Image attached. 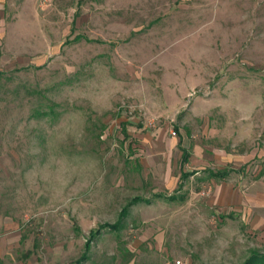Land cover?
Returning a JSON list of instances; mask_svg holds the SVG:
<instances>
[{"label":"rangeland","instance_id":"1","mask_svg":"<svg viewBox=\"0 0 264 264\" xmlns=\"http://www.w3.org/2000/svg\"><path fill=\"white\" fill-rule=\"evenodd\" d=\"M223 169L264 189V0H0V223L21 225L16 260L263 261L264 230L208 178ZM183 171L198 174L180 187Z\"/></svg>","mask_w":264,"mask_h":264},{"label":"crops","instance_id":"2","mask_svg":"<svg viewBox=\"0 0 264 264\" xmlns=\"http://www.w3.org/2000/svg\"><path fill=\"white\" fill-rule=\"evenodd\" d=\"M185 153L188 155V161L190 158L188 151L184 149V165L188 163V161H184ZM226 170L228 169H223V171ZM227 172L230 173V171ZM182 173L189 172L183 171ZM190 174V177H192L198 174V172ZM227 176L223 178H208L223 182L220 186V194L223 202L228 205L231 210L240 212L242 217L244 219L246 218L248 224L255 230H264V189L261 187L260 183H252L247 189H243L241 186L236 187L226 184L224 181L227 179ZM0 225L4 228V231L0 234V264H25L27 258L16 260L13 257V254L22 246L25 240L20 223L6 217L1 221Z\"/></svg>","mask_w":264,"mask_h":264},{"label":"trees","instance_id":"3","mask_svg":"<svg viewBox=\"0 0 264 264\" xmlns=\"http://www.w3.org/2000/svg\"><path fill=\"white\" fill-rule=\"evenodd\" d=\"M184 156H185L184 161L187 162L188 161V155L185 153ZM209 174H210L209 175L210 178H223V177L228 175V172L227 171H219V172L210 171ZM190 176H191V174L182 173V180H181L180 187L182 186L183 181L188 179ZM138 201H140V200H137L136 202H138ZM127 213H128L127 209H124V211L121 214V221L126 217ZM106 227H109L111 229H118L120 227V222L113 225V226H106ZM99 232H100L99 230L95 231V232L92 231L91 232L92 233V239H94L99 234ZM87 246L89 247V245H87ZM257 263L258 264H264V260L261 261L258 259V257H256L252 261H249V263H247V264H257Z\"/></svg>","mask_w":264,"mask_h":264},{"label":"built area","instance_id":"4","mask_svg":"<svg viewBox=\"0 0 264 264\" xmlns=\"http://www.w3.org/2000/svg\"><path fill=\"white\" fill-rule=\"evenodd\" d=\"M175 135V133H173Z\"/></svg>","mask_w":264,"mask_h":264}]
</instances>
